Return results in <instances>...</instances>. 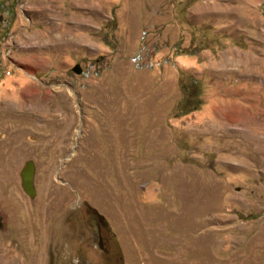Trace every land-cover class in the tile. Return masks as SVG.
<instances>
[{"label": "rangeland", "instance_id": "1", "mask_svg": "<svg viewBox=\"0 0 264 264\" xmlns=\"http://www.w3.org/2000/svg\"><path fill=\"white\" fill-rule=\"evenodd\" d=\"M0 3V264H264V0Z\"/></svg>", "mask_w": 264, "mask_h": 264}, {"label": "water", "instance_id": "2", "mask_svg": "<svg viewBox=\"0 0 264 264\" xmlns=\"http://www.w3.org/2000/svg\"><path fill=\"white\" fill-rule=\"evenodd\" d=\"M33 170L31 163H27L21 171L22 187L27 194L33 196L34 189L32 186Z\"/></svg>", "mask_w": 264, "mask_h": 264}, {"label": "flooded vegetation", "instance_id": "3", "mask_svg": "<svg viewBox=\"0 0 264 264\" xmlns=\"http://www.w3.org/2000/svg\"><path fill=\"white\" fill-rule=\"evenodd\" d=\"M89 226L92 228L91 229L92 236L97 240L99 247H102L104 243V236L102 234V228L103 226H106V225L104 224L102 220H99V222L95 221V222H92V224L89 223Z\"/></svg>", "mask_w": 264, "mask_h": 264}, {"label": "trees", "instance_id": "4", "mask_svg": "<svg viewBox=\"0 0 264 264\" xmlns=\"http://www.w3.org/2000/svg\"><path fill=\"white\" fill-rule=\"evenodd\" d=\"M0 5H1V3H0ZM4 9H1L0 8V16H1V11H3ZM5 12H6V15L8 16V15H10V17L11 16H13V11H12V7L11 6H9V7H7L5 10H4ZM187 111L185 110V109H182V111H181V113H186Z\"/></svg>", "mask_w": 264, "mask_h": 264}]
</instances>
